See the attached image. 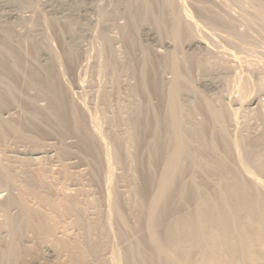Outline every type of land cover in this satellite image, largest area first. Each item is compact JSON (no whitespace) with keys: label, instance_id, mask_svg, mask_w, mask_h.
<instances>
[{"label":"bare ground","instance_id":"obj_1","mask_svg":"<svg viewBox=\"0 0 264 264\" xmlns=\"http://www.w3.org/2000/svg\"><path fill=\"white\" fill-rule=\"evenodd\" d=\"M97 1L47 0L44 6L49 16L45 14L41 22V18L36 16L31 19L23 18L25 8L35 11L38 6L36 0H0V182L9 189H18L17 195H10L3 203L1 211L5 219L0 223V264H59L62 251L69 253V257H66L68 264H91L93 259L98 260L97 264H264V152L255 153L256 149L264 148V112L261 110L259 96L250 94L251 81L247 77L237 78L233 75V78L235 76L238 79L232 83L238 95L230 101L232 104L235 102V109H232L235 113L229 109L233 116H238V112L245 109L250 110L249 120H261L263 130L253 137L250 130L254 128L251 127L254 124L245 123L246 130H240L241 133H237L240 135L235 139L230 138L229 121L237 125L238 117L234 118L231 114L233 119L230 120L232 117L226 105L222 104V92L225 90L224 88L222 91V88L227 83L223 74L225 68L222 71L225 66L213 64V60L211 63L215 66L211 65L210 60L207 65V59L203 60L207 56L206 53V56L202 54L203 48H209L202 38L197 37L198 25L187 14L181 0H118V3L109 2L111 8L99 6ZM256 4L264 13V1ZM119 5L123 7L122 11L118 8ZM160 5L162 9L159 8ZM159 9L162 14L158 12ZM91 15H96L101 21L93 20ZM119 17H123L126 23L117 29L116 20ZM60 19L67 23L60 26ZM214 21L213 24L217 20ZM50 26L59 27L64 61L60 60L62 57L56 55L48 44L44 30ZM149 26L155 27L156 34L160 37L163 33L169 34L175 43L174 49L161 58V66L159 61L158 66L152 60L150 62L151 45L148 41H151L155 33H150ZM167 27L170 28L169 33L166 32ZM17 28L25 30V33L17 34ZM115 28L120 34V50H115L116 40L109 35ZM94 29H98V39L102 42L101 50L98 51L103 60H100V71L111 76V88L102 94L104 106L111 103V93L124 95L129 101L126 108H122L120 104H117V111L113 108L116 115L109 120L107 138H104V133L99 129L101 126L97 122L100 119L97 116L91 118V122L93 121V125L97 123L98 127L91 128L93 131L88 130L89 127L83 122L84 116L80 115L75 102L69 99L71 96L65 93L56 69L57 65L65 62V58L71 67V61L81 53V46L93 40L91 37ZM186 43L191 52L183 49ZM23 47H26L25 50ZM200 47L201 52L197 51ZM209 56L210 54L207 58ZM166 70L171 72V79H163L162 74ZM195 70L201 75L200 85L194 78ZM123 76L133 79L135 83L125 82L122 88ZM159 89L163 93V101L160 100V103H164H161L164 116L160 118V109H153L152 120H156H153L156 124L154 129L151 123H147L156 134L163 130L162 126L165 127L164 130L167 129L161 143L166 154L157 158L159 161L163 160L161 173L160 170L156 172L159 174L157 178L154 173L155 159L151 157L160 155V151L156 153L158 149L148 159L147 166L139 165L138 161L141 152L140 138L143 137L142 120L148 119L144 117L142 110L147 105H143V108L140 97L145 95L146 101L149 99L153 102L151 97L154 98V94L157 96L156 91L159 92ZM141 94L144 95L140 96ZM160 95L159 97L162 96ZM214 96L216 99L213 100ZM39 98H44L47 105L39 106ZM147 103L150 109L145 115H152L149 110L152 112L151 107L157 105L152 103L151 106L149 101ZM159 105L157 107L162 106ZM15 107L20 110L17 113L19 116L12 114ZM195 111L204 115L201 122L195 119ZM105 116L103 114L102 117ZM27 126L33 131L31 134L25 130ZM120 129H124V132L121 133ZM49 133H57L61 137L74 135L77 138L76 151H72L74 147L71 149L66 143H62L61 147L45 146L44 139ZM106 139L111 143V150L108 149ZM11 141L26 143L28 147L10 149L8 146ZM152 141L154 139L149 142ZM153 144L157 143L154 141ZM219 144H222L220 147L225 146L223 152H220L222 149L220 150ZM73 152L90 163L92 181L97 183L103 180V200L79 203V199L65 195L58 199L53 186L43 179L44 173L42 177L32 174L31 168L35 164L33 161L50 160L56 156L53 162L62 167L58 180H67V183L71 180L72 184L68 183L70 185H67V189H74V180L77 178L64 165L65 158ZM251 162L263 179H258L250 170ZM117 166L123 169V174L116 173ZM186 169L193 172L189 179L185 175L190 171L184 174ZM200 176L211 178L204 181L205 178L198 179ZM180 179L189 181L182 182ZM127 181L130 191L126 192H130V196L127 195L130 199L126 194L124 196L128 198L127 202L132 203V219L124 212L123 189L119 186V183ZM209 184L214 186V191ZM175 202H178V207L182 210L184 208L179 204L191 207H187V212L186 208L185 211L181 210L185 212H181L182 214L178 211L180 208H176L180 216H173ZM67 219L69 228L74 227L72 229L78 231L76 242L58 237L57 229L63 227ZM115 226L117 229L121 227L128 230L121 234L126 239L125 249L122 253L113 250L109 259H105L103 252L108 241L105 240L112 234L104 230L111 231ZM3 230L6 232L2 233ZM29 230L36 232L33 243H30L39 247L43 238H52L51 240L56 241V249L49 246L42 254L32 251L34 255L29 253V248L24 249L29 242L25 239ZM128 236L132 239H128L131 238ZM95 237L99 239H93ZM31 258L34 259L33 262Z\"/></svg>","mask_w":264,"mask_h":264},{"label":"rangeland","instance_id":"obj_2","mask_svg":"<svg viewBox=\"0 0 264 264\" xmlns=\"http://www.w3.org/2000/svg\"><path fill=\"white\" fill-rule=\"evenodd\" d=\"M36 1L38 2V6L35 8V11L33 12L32 10L30 11L29 9H26L25 8V12L23 13V18L24 19H31V18H34L36 16L39 19L41 18L40 21L42 22L44 20L45 14L47 16H49V14L46 11V8L44 6L45 5V2H47V0H36ZM260 1H264V0H181V2L183 3L184 9H186L187 14H189V16L191 15L190 16L191 19L193 21H195L197 23V25H198V27H197V37L202 38L201 40L204 41V43H206L207 48H209V49H204L203 48L202 54H204V56H206L205 53L207 54V56L210 54V56L208 58L213 57L212 59H208L207 56H206V58L205 59L203 58V60H206L207 59L206 60V63H207L208 60H210V63L213 60L212 61V63L214 62L213 64H216L217 63V64H220V65L222 64L223 66H225V67L222 68L223 70L221 69L222 71H224V68H225V71L223 72V74H224L225 82H227V83H225V85L222 88V91L225 88V90L222 92L224 94V96L222 94V98H224L222 104L224 106L226 105L227 110H228L229 113H230V109H231V111H233L235 109V105H234L235 102H233L234 104H232L230 101L234 100L233 98H236V96L238 95V93L236 92L237 89H236L235 85L232 84V83H234L238 79H236L235 76L233 78V75H236L237 78H238V76L240 78L241 77H243V78L244 77H247L246 79H249V82L251 81L250 82V86H251V92H250V94H252L251 96H254V95L255 96H259V98L261 99L260 100L261 101V105L264 106V93H263L264 92V87H263L264 86V13L262 11H260L259 6L256 4L257 2L259 3ZM109 2L110 3H118V0H98L97 1V5L103 6V7L104 6H108L109 8H111V6L109 5L110 4ZM118 8L121 11L123 10V7L121 5H119ZM159 8H161V5H160ZM161 9H159L160 11H158L160 14H162ZM91 18H93V20H95V21H97V20L101 21L98 17H96V15H93V16L91 15ZM214 19L218 21V22L216 21L215 24H213V22H215ZM117 20H116V23H117L116 24V27H117V29H118V26L121 27V26L125 25V23H126L125 22V19L123 17H121V18L119 17V18H117ZM66 23H67L66 20H62V19L59 20V25L60 26H63ZM42 25H43V23H42ZM149 28H150V30H149ZM58 29H59V27L50 26V27H46L45 30H44V32H45V34L48 37V44H49L50 48L54 51V53L56 55L60 56V58L62 57L60 60L63 59L62 61H64V54H63L64 53L63 52L64 47L62 45V40H61L60 35H59L60 34V31ZM94 30H93L94 32L92 31L93 32V35L91 33V35L93 37V38L91 37V39H93V40H91L90 42L84 43L81 46V49L82 50H80L81 53H79L77 59L75 57V59L72 60V61H75V60H77V61H75V62H72L71 61L70 64H72V65L70 67V65L66 62V58H65V62L62 63V65H60V64L57 65L58 68L56 67V69H57L58 74H60L59 75V79H61L60 81H61L62 87H64L63 89H65V93H67V95L69 94L68 96H71V97H69V99L71 98V101L73 103L75 102L74 104H76V107L78 108L80 115L82 114L81 116H84V121L83 122H85L86 126L89 127L88 130L89 131H93L92 129H95V126H97V123H99L98 126L99 127L101 126L99 128L100 131H101V133L102 134L104 133L103 134L105 136L104 138H107L106 135H108V131H109V128H110V121L109 120L110 119L112 120L113 119V116L115 117L116 111H117V107H118L119 104H120L119 106H121L122 108H126L127 105L129 104V101H128V99L124 95L123 96L122 95L121 96H117L115 93H111L110 100L112 99L113 101L111 100L110 102L112 103V105H110L111 104L110 103L108 106H106V105L104 106V103H103L104 102L103 101L104 100L103 99L104 95H102V94L104 92H107V91L110 90V88H111V85H110L111 78L110 77L111 76H110L109 73H108L109 75L108 74H105L104 75V73H102V71H100L101 70L100 69V65H101L100 64L101 63L100 60L103 62V60L100 57V53H99L100 50H101V47H102V44H100V43H102V42H100L99 39H98L99 38V31H98V29H94ZM148 30L150 31L151 34H154L155 33L154 36L151 37L152 38V39H150L151 41H148L149 44L151 45L150 54H151L152 57L150 56L151 57L150 62L153 61L152 63H156L157 64V65L155 64L156 66H158L159 64L161 66L162 65V59L165 57V55H167V53H170L174 49V46H175V43L173 42V39H171L172 37H170V35L166 33V32L169 33L170 28L167 27L166 32H165L167 35H164V33H163V36H161L162 39H160L161 37L156 34L157 31H155V27H153V26L150 27L149 26L148 27ZM118 31L119 30H116V28H115V29H112L111 32L109 33V35L112 37V39L116 40V41H114V48H115V50H120L122 48V44L119 42V39H118V38H120V34L118 33ZM16 33L17 34H24L25 33V30H21V29L17 28L16 29ZM187 43L184 44L185 46L183 45V47H184L183 49L185 50V52H188V51L191 52L192 50H189V48H188V44L189 43L188 44ZM25 48L26 47H23L24 50H25ZM200 48L201 49H197V51L202 50V47H200ZM227 50H228V52H226ZM208 52H209V54H208ZM222 53H224V54H222ZM234 56H235V59H234ZM158 61H159V64H158ZM212 63H211V65L212 66H215ZM64 64H66V65H64ZM208 64H209V62L207 63V65ZM27 65L30 66L29 63ZM211 65H209V66H211ZM67 66H69V67H67ZM24 67H25V65H24ZM232 68L234 69V71H233ZM168 71L169 70H166V71L163 72V74H162L163 79H171L172 78L171 72L170 71L168 72ZM198 72H196V70H195V72H194L195 73L194 78L197 81L196 83H199L198 85H200V80H201V77L200 76L201 75H199L200 73H198ZM242 72H243V74H242ZM128 78L129 77H125V76L121 77V81H122L121 85H122V88L124 87L125 82L126 83H131V84L133 82L135 83V81L133 79H131V78L128 79ZM79 82L80 83H83V84H80ZM82 85H84V86H82ZM261 85H262V88H260ZM72 90H73V92H72ZM32 92L34 93V91H32ZM32 92H31V94H32ZM159 92L162 93V91L160 89H159ZM159 92L156 91V94L158 93L157 96L155 94L152 95V96H154V98L151 97L152 98L151 100H154L153 102L148 99V101L151 104V106H152V103L154 105L156 104L157 106H158V104L162 105L161 103H163V102L160 103V100H162L161 98L163 97V93L161 94L162 95L161 96ZM153 93H155V92H153ZM113 95H116V96H113ZM142 95H144V94H141L140 96H142ZM159 95L161 97H159ZM144 96L140 97V99H141L142 106L143 105H147V106H145V108H146L147 111H145L144 106H143L144 109H142V110H144L143 111L144 117H146L148 119H144L143 118V120H142V125L143 126H142V131L141 132L143 134H141V137L142 136L143 137L145 136V138H143V137H142L143 139L140 138L141 139L140 140L141 141L140 142L141 144L140 143H139L140 145L138 144L139 147H140L139 152L141 151L140 152V155H139V159L140 160L138 161V163H139V165L147 166L146 164H149L148 159L150 160V156L153 155L152 153L154 152V150L156 152V150L158 149L156 153H158L160 151L158 153V155L160 154L161 156L160 155L157 156V154L154 152L157 157L155 155H154V157L153 156L151 157L152 159H155L153 161V163H154V166L156 167L155 168V172H154L156 174V172L158 173L159 170H160L159 173H161V170H162V167H163V164H162L163 163V160L160 159L161 161H159V159H157V158L163 157V154H166V151H164V148H163V146H162L161 143H163V141L165 139V137H164L165 135L164 134L167 131V129L164 130L165 127L162 126L161 129H163V130H161V132H159L158 134H156L155 130L153 131V129H154V127H155L156 124H155V122L153 123V120L154 119L152 120V116L154 118L153 109L154 110L156 109L155 111H158L160 109V111H158L159 113L161 112L160 113L161 116H159L160 118L162 116H164L162 114L164 111L163 110L161 111V109H164L163 108L164 103H163L162 106L159 105L161 108L153 105L154 107H151V111L152 112H150V110H149V113H153V114L152 115L151 114H147L148 113V109H150V107H149L150 105L147 103L148 102V101H146L147 98H145ZM117 97H118V99H117ZM146 97H147V95H146ZM157 97H159L160 99L159 98L157 99ZM91 98H93V99H91ZM214 98H215V96L213 97V100H214ZM156 99H157V101H156ZM225 100H227V101H225ZM38 101L39 102H37V103H39V106L41 105V107L42 106L44 107V106L47 105V101L44 100V98L43 99L42 98H39ZM155 101H156V103H154ZM144 102L146 104H144ZM224 102H226L227 104H225ZM107 103H109V102L107 101ZM86 104H87V106H86ZM97 104H98V106H97ZM113 104L114 105L116 104L115 105L116 108H115V106ZM229 104H230V106H229ZM262 106H261V110H262V112H264V107H262ZM102 107L105 108V110ZM106 107H107V109H106ZM17 109L18 108L15 107L13 109V111H12V114L14 116L15 115L16 116H19L20 115V114L19 115L17 114V113H20L19 112L20 110L18 111ZM102 109L104 111H102ZM102 112H103V114L106 115L105 116L106 118L105 117H102L103 116ZM145 112H147L146 115H145ZM195 112H194V114H196L195 115V117H196L195 119L198 122H201V120L204 117V115L201 114V113L199 114L200 111H198V113L197 112L195 113ZM248 112H250V110H246L245 109L243 112L242 111L241 112H238V113H240V114H238V116H237V114H236V116L234 114L235 117H238V119H236V120H238L237 121V125H236L235 122L229 121V123L231 124V125L228 124V133H230L229 134L230 135V138H233L234 137V139H235V137L238 135L237 133H239L240 130H241V132L244 131V130H246V128H244L245 125H246L245 123H247V124H250V123L252 124L253 123L254 124V125H251V127L254 126V128H252L250 130L251 136H253V137L256 136V135H258L263 130V128H262L263 127L262 126L263 125V122L261 120H257L256 121V119H254V120L250 119L252 121L251 122L249 120V118H251V117H248L249 116L248 115ZM159 113L157 115H159ZM202 113H204V112H202ZM233 113H235V112L233 111ZM231 114L232 113H230V116H231ZM94 116H97L98 120L100 119L99 120L100 122L98 121L96 124L94 123L95 125H93V121L91 122V118L92 119L95 118ZM149 116H151V119H150ZM232 116H233V114H232ZM107 117H109V118L107 119ZM193 117H194V115H193ZM233 117L230 120H232ZM149 120L152 121V122H150ZM144 121L146 122V124H145ZM154 121H156V120H154ZM147 123L148 124L151 123L150 125L153 126V129L151 128L152 126L148 125ZM145 125H148V127L145 126ZM93 126H94V128H93ZM108 126H109V128H108ZM27 127L25 128V130H28L29 131V134H31L30 132H33V131L30 130L29 127L28 128ZM241 128H243V129H241ZM28 131H27V133H28ZM120 132L121 133L124 132V129H122V131L120 129ZM56 135H55V133H54V135L51 134V133H49V135H47L45 137V139H44L45 140L44 141L45 142V146L47 145L49 147L51 145L50 147H53L54 148L56 146L57 147H59V146L61 147V146L65 145V143H66V145H70L69 147L71 149L74 147L72 149V151H76V146H75L76 144L75 143L77 141L76 140L77 138L74 135H72V136L69 135V137H67V136L66 137L65 136L64 137H61L57 133H56ZM207 136L209 137L208 134H207ZM52 137H53V139H52ZM63 138H66V139H63ZM150 139L151 140L154 139L155 143H157L156 144L157 146L155 144H153L154 141L149 142V141H151ZM157 140H159V141L162 140V141L161 142H159V141L157 142ZM62 141H64V142H62ZM107 142H108V140L106 141V143ZM146 142H149V144L146 143ZM62 143H64V144L61 145ZM150 143L152 145H155L156 147L155 146L153 147ZM9 145L10 146H8V147L10 149H13V150L14 149H19V148L20 149H24V148L27 149L26 147H28L27 146L28 144H26V143H17V142L14 143V141H11L9 143ZM107 145H108V149L110 148V150H111L112 146H111L110 141L107 143ZM220 146H222V144L221 145L219 144V147ZM16 147H19V148H16ZM194 147H196V146H194ZM159 148H162V149H159ZM224 148H225V146L220 147V150L222 149L220 152H223V149ZM151 149H153V150H151ZM161 151H162V153H161ZM263 152H264V148H259V149H256V151H255L256 154H260V153H263ZM204 153L205 152L203 151V154ZM0 157H2V154L1 153H0ZM54 159L56 160V156L54 158L50 159V160H48V159L46 160L45 159V160H40V162L37 161L38 163L36 161H33V164L34 163L35 164L34 165L32 164L33 166L31 168V170H32V174L35 175L36 177H38V174L42 177V174L44 173L43 174V179L45 181H47V183H50L53 186V191H55V193L57 194V196H56L55 193H54V195L58 199L63 198V196L65 195V196H71V197L73 196V197L77 198L76 200L79 199L78 200L79 203H82V202H84V203L85 202H91V201H94L95 199H97V200L98 199L99 200H103L102 194L104 196V192H105L104 191L105 190V186H103L104 183H102L103 180H101L100 182H97V183H96V181H92V178H91V169H90L91 168V165H90V163L88 161L82 160L81 157L79 155H77V153H74V152L71 153L70 155H68L65 158L64 163L66 162V164H64V165H66L68 167V170L71 171V172L70 171L69 172L71 174H73V176L75 178H77V179L74 180V184L76 183L75 184L76 185V187H75L76 189L75 188L74 189H67V187L70 184H72V181L71 180L68 181V183H70L68 185L67 180H65L66 183H65L64 180H62V181L61 180H58L59 179V175H60L59 173L62 172V167H61V165L59 163H57V162L54 163L53 162ZM110 161H112V159ZM38 166H40V167H38ZM249 168H250V170L253 173H255V175L257 176L258 179H263L262 176H260L259 174H257L256 167H255V164H253V162H251L249 164ZM19 169L22 170L21 167ZM116 171H117L116 173L119 174V175H120V172H121V174L124 173L123 169H121V167H119V166L116 167ZM188 171H190V172H188ZM185 172L186 173H184V174H187V172L189 173L187 176L185 175L186 179L188 177L191 178L190 174L191 173L193 174V172L191 170H187ZM158 175L156 174V177L157 178H158ZM40 176H39V178H41ZM78 176H79V179H78ZM183 177H184V175H183ZM200 178H202V179H200ZM200 178H198V179L199 180H203V178H205L204 181H206V180H209L208 178H211V177H208V176L207 177L200 176ZM186 179H183V180L180 179V181H182V182L189 181V180H186ZM184 180H186V181H184ZM55 183H56V185H55ZM128 183H129L128 181L125 182V183L122 182V183H119V186H120V189H123L121 191H122V194H123L122 199H124V202H125V203H123L124 212L126 213V215H128L132 219V213L134 211H131L133 209V208L131 209V207H133V206L131 205V207H130V204H132L131 201H128L127 202V199L129 198L128 196H130V194H128L130 192H128V193L126 192L127 190L130 191V185ZM1 184H3V183L0 182V223L4 222V219H5L4 213L1 212L2 211V208H3V203L7 200V198H9L10 195L13 196V195H17L18 194V192L16 191L17 188L16 189L15 188L14 189H9V187H5V186H3ZM127 185H129V186H127ZM208 186H210V188L213 187L212 188V191H214L213 190L214 189V186H212L211 184H209ZM208 188L209 187H207V190L209 191L210 188L209 189ZM8 191L9 192L11 191V192L9 193ZM123 191L126 192V193H124ZM212 191H209V192H212ZM67 192H68V195H67ZM125 194H126V196L128 195L127 196L128 198L126 196H124ZM124 197L126 198V200H125ZM126 204H128L129 206L126 205ZM126 206H128V207H126ZM174 206H175L174 207V209H175L174 212L176 211V208H177V210L180 208V210H178V211H180L179 212L180 214L187 212V207L188 206H189V208L191 207L190 205H186V207H184L185 205L183 206V204H181V205L179 204V206H182V208H184V209L186 208L185 209L186 211H185L184 209L182 210L181 207H178V202L177 203L175 202ZM129 207H130V209H129ZM104 208L105 207L103 205V209ZM103 209H102V206H101V210H103ZM181 210L182 211H185V212H182ZM90 212H93V211H90ZM174 212H173V216H178L179 215L177 211H176L177 213L176 212L174 213ZM65 220H64V222H65ZM66 222H65V225L63 227L60 226L59 227V230L57 229L58 237L60 239H62V240H65V241L66 240L67 241L69 240V242H70V240H71V242H73V241L76 242L77 232L78 231L75 230V229H72L74 227L69 228L70 227L69 226V219H67ZM131 222L134 223L133 220H131ZM60 228L62 230H60ZM119 230L121 232H119ZM106 231L109 232L110 234H112V236L110 238H108V239L105 240V242L107 240L108 241L105 243L106 246L104 248V252H103L104 253L103 254L104 256H103V258L106 259V257H107V259H109V257L111 256L110 254L114 252L113 250L119 251L120 253H122L124 251V249H125L124 246H125L126 239L125 238L123 239L121 237V234L122 233H125L128 230H126V229L124 230L121 227H118V229H117V227L115 226V227H113V229L111 231L104 230V232H106ZM4 232H6V231L3 230L2 233H4ZM26 233H28V234L25 237V239H26V241L27 240L29 241L28 242V245L29 246L32 245V247H33V248L32 247H27L28 245L25 246L26 248H24V249L27 250L29 248V250H28L29 253H31V251L34 252L35 254L36 253H41V252L44 251L45 248H47L49 246H50L49 248H51V249H53V248L56 249V241L54 242V239L51 240L52 238L51 239H49V238H46V239L43 238V241H40L39 242L42 245L39 244V247H38V246H36L37 244H35V245L32 244L33 243L32 241H34L32 239H34V237L36 235V232H34V230H32V231L29 230ZM63 237L66 238V239H64ZM128 237H131V236H128ZM93 239H97L98 240L99 238L95 237ZM128 239H132V237L131 238H128ZM77 240H78V238H77ZM30 241L32 243H30ZM47 243H48V245H47ZM1 244L3 245V243H1ZM4 245H5V243H4ZM34 248H37V249L39 248L38 251L39 250L40 251L38 252L37 249H34ZM35 250H36V252H35ZM34 253H31V254L34 255ZM64 253H66V254H64ZM41 254H39V255H41ZM61 255H63V256L60 257L61 258V261H59V264H64V263L66 264L68 262L67 261L68 259L66 257H69V253L67 254V252L62 251L61 252ZM29 258L30 257H28L27 259H29ZM60 258H59V260H60ZM64 259H65V261H64ZM31 260H32L31 262H33L34 259L31 258ZM29 261H30V259H29ZM91 261H93V263L90 262L91 264H95V263L97 264L98 263L97 262L98 261L97 259H93ZM94 261H95V263H94ZM57 263H58V260H57ZM54 264H56V263H54Z\"/></svg>","mask_w":264,"mask_h":264}]
</instances>
